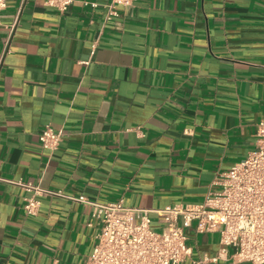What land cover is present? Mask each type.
<instances>
[{
	"label": "crops",
	"instance_id": "0c3cea01",
	"mask_svg": "<svg viewBox=\"0 0 264 264\" xmlns=\"http://www.w3.org/2000/svg\"><path fill=\"white\" fill-rule=\"evenodd\" d=\"M45 1L0 12V264H85L100 231L68 196L26 214L17 181L146 209L201 203L264 121V0H136L111 18L110 0ZM47 126L63 134L54 152ZM186 232L182 264H252L222 253L218 232Z\"/></svg>",
	"mask_w": 264,
	"mask_h": 264
},
{
	"label": "built area",
	"instance_id": "2783aa9c",
	"mask_svg": "<svg viewBox=\"0 0 264 264\" xmlns=\"http://www.w3.org/2000/svg\"><path fill=\"white\" fill-rule=\"evenodd\" d=\"M74 0H46L64 13ZM136 0H110L108 18L119 15L118 5L132 6ZM92 7L98 3L86 1ZM8 0H0V12ZM256 145L241 160L221 172L201 203H174L146 209L126 206L122 201L99 202L86 195L69 196L62 190L43 187L22 180L16 183L31 195L25 198L28 215L38 213L42 196H68L89 204L92 218L100 221V231L85 264H182L191 253L187 227L197 232H218L221 252L234 263L264 264V121L257 124ZM39 139L44 148L54 152L63 139L60 131L47 126ZM151 213L160 226L152 224ZM91 224V223H89ZM221 255V253L219 254ZM217 260L218 257L213 258ZM201 264L202 262H197Z\"/></svg>",
	"mask_w": 264,
	"mask_h": 264
}]
</instances>
